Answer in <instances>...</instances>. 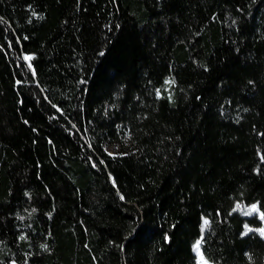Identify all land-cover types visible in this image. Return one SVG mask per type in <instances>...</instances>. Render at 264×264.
I'll use <instances>...</instances> for the list:
<instances>
[{
  "label": "trees",
  "instance_id": "obj_1",
  "mask_svg": "<svg viewBox=\"0 0 264 264\" xmlns=\"http://www.w3.org/2000/svg\"><path fill=\"white\" fill-rule=\"evenodd\" d=\"M197 240L264 264V0H0V264Z\"/></svg>",
  "mask_w": 264,
  "mask_h": 264
},
{
  "label": "rangeland",
  "instance_id": "obj_2",
  "mask_svg": "<svg viewBox=\"0 0 264 264\" xmlns=\"http://www.w3.org/2000/svg\"><path fill=\"white\" fill-rule=\"evenodd\" d=\"M26 60H28V59H26ZM253 206H255V209H253ZM236 209L241 214L246 215V216H251V215H256L258 217L262 216L261 211L258 209L257 205H255V204L250 205V206L237 205ZM250 229H251L250 227H246V231H249ZM197 241H200V240H197ZM196 242L193 245V250L195 253V257H196V264H212L202 254L201 249H200V245H199V254L197 253V251L195 250ZM201 256L203 257V259H201Z\"/></svg>",
  "mask_w": 264,
  "mask_h": 264
},
{
  "label": "snow or ice",
  "instance_id": "obj_3",
  "mask_svg": "<svg viewBox=\"0 0 264 264\" xmlns=\"http://www.w3.org/2000/svg\"><path fill=\"white\" fill-rule=\"evenodd\" d=\"M26 59H30L28 57H26ZM253 209H255V206H253ZM205 225H207L208 221L205 220ZM199 245H200V241L196 242V246H195V250L197 251V253L199 254ZM201 259H203V257L201 256Z\"/></svg>",
  "mask_w": 264,
  "mask_h": 264
}]
</instances>
